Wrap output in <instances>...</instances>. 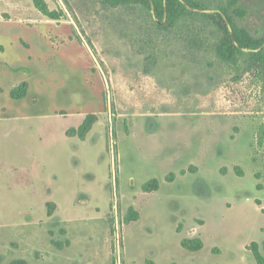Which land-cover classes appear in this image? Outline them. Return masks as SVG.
Returning a JSON list of instances; mask_svg holds the SVG:
<instances>
[{
	"label": "rangeland",
	"instance_id": "374dc122",
	"mask_svg": "<svg viewBox=\"0 0 264 264\" xmlns=\"http://www.w3.org/2000/svg\"><path fill=\"white\" fill-rule=\"evenodd\" d=\"M45 1L61 19L32 0H0V264H59L60 248L76 240L81 254L65 249L75 264H85L88 242L94 264H256L247 245L264 255V72L220 61L218 29L201 16L165 26L139 3ZM200 1L211 11L229 0ZM238 1L246 14H228L258 36L264 0ZM22 81L26 97L12 99ZM42 114L52 132L62 125L52 115L94 117L85 201L65 237L58 217L33 203L25 169L15 170L29 165L27 125ZM55 148L47 155L62 168ZM190 165L196 171L180 175ZM152 178L159 189L144 192ZM131 206L139 218L126 223ZM192 237L199 251L181 246Z\"/></svg>",
	"mask_w": 264,
	"mask_h": 264
},
{
	"label": "trees",
	"instance_id": "16d2710c",
	"mask_svg": "<svg viewBox=\"0 0 264 264\" xmlns=\"http://www.w3.org/2000/svg\"><path fill=\"white\" fill-rule=\"evenodd\" d=\"M32 2L34 7L47 18L53 20L61 19L62 11L50 9L45 0H32ZM106 2L114 6L139 3L152 11L153 18L157 23L165 22V26H174L179 20L186 17L201 16L211 21L218 29V41L214 52L220 61L235 63L242 59L246 70L257 68L264 72V28L261 34L254 36L246 28L237 25L235 20L228 14V10L232 9L234 14L243 17L246 14V10L239 4L238 0H229L227 5H218L211 11L200 0H106ZM27 88L28 83L22 81L10 89L9 95L15 100L23 99L27 95ZM93 119V115H86L78 128L70 131L84 137L91 127ZM195 171L196 168L190 165L187 169H181L179 173L184 175L187 172L194 173ZM237 172L242 175L240 168H237ZM175 177L176 173L169 172L165 180L171 182ZM158 188L159 181L156 178H152L142 185L144 192H151ZM256 203L260 204V200L257 199ZM261 211L264 213V208ZM138 218L139 212L132 206L129 207L125 222L129 223ZM181 246L195 252L203 247V241L199 237L182 238ZM247 249L256 264H264V255L261 253L257 242H250L247 245ZM149 263L154 264L152 261Z\"/></svg>",
	"mask_w": 264,
	"mask_h": 264
},
{
	"label": "crops",
	"instance_id": "0c3cea01",
	"mask_svg": "<svg viewBox=\"0 0 264 264\" xmlns=\"http://www.w3.org/2000/svg\"><path fill=\"white\" fill-rule=\"evenodd\" d=\"M49 114H42L33 116V124L27 125L30 127L28 133V154H29V165L26 167L16 168L18 170L25 169L27 176V183L30 184L32 188L33 196L35 202L33 203H43L42 210L45 216L49 218L58 217V224L54 223L53 227L58 228L59 232H64V237L68 234L69 229H77L78 220L72 216V211L77 210L78 204L76 202L85 201L81 197L83 195L82 186L80 182L83 180L82 173V155H83V145L84 137H81L76 132L72 133L70 130L77 129L78 126L83 122L84 118L79 121L76 116L71 117L70 121L67 117L64 118L66 121L57 118V122H62L60 125V130H55V132L48 131V121H46ZM59 118V119H58ZM73 118V119H72ZM15 131L23 132L24 127L16 124L13 126ZM21 130V131H20ZM86 134V133H85ZM86 137V135H84ZM69 144V145H68ZM55 146L56 150L60 151L59 161L63 162L62 168L55 160L49 159L47 151ZM92 163V162H91ZM55 168L54 171H49V167ZM60 168V169H59ZM176 178V177H175ZM59 179V181H58ZM159 189V188H158ZM157 189V190H158ZM82 198V199H81ZM37 199V201H36ZM81 202V203H82ZM34 207V206H33ZM32 211H36L34 208ZM51 233V231H49ZM82 242L71 243L65 242L64 248H60L59 254V264H75L73 262V257L66 250L76 248L81 254V250H84ZM89 253L87 255L85 264L93 263V254L91 253L92 247L90 242L86 244ZM41 252V251H40ZM46 255L41 256L45 258Z\"/></svg>",
	"mask_w": 264,
	"mask_h": 264
},
{
	"label": "built area",
	"instance_id": "2783aa9c",
	"mask_svg": "<svg viewBox=\"0 0 264 264\" xmlns=\"http://www.w3.org/2000/svg\"><path fill=\"white\" fill-rule=\"evenodd\" d=\"M114 208H115V205H114ZM115 234H116V238H117L118 237V230H117V228H116Z\"/></svg>",
	"mask_w": 264,
	"mask_h": 264
},
{
	"label": "water",
	"instance_id": "95a60500",
	"mask_svg": "<svg viewBox=\"0 0 264 264\" xmlns=\"http://www.w3.org/2000/svg\"><path fill=\"white\" fill-rule=\"evenodd\" d=\"M223 15V14H222ZM223 17L225 18V16L223 15Z\"/></svg>",
	"mask_w": 264,
	"mask_h": 264
}]
</instances>
